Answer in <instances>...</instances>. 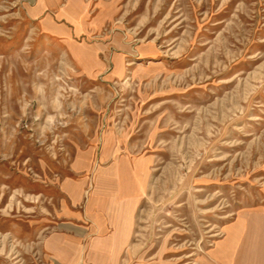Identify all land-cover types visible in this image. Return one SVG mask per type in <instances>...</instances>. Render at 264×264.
<instances>
[{
  "label": "rangeland",
  "instance_id": "1",
  "mask_svg": "<svg viewBox=\"0 0 264 264\" xmlns=\"http://www.w3.org/2000/svg\"><path fill=\"white\" fill-rule=\"evenodd\" d=\"M261 213L264 0H0V264H225Z\"/></svg>",
  "mask_w": 264,
  "mask_h": 264
},
{
  "label": "crops",
  "instance_id": "2",
  "mask_svg": "<svg viewBox=\"0 0 264 264\" xmlns=\"http://www.w3.org/2000/svg\"><path fill=\"white\" fill-rule=\"evenodd\" d=\"M115 200L114 196L106 197L101 204L103 211L96 215L90 214L91 237L96 236L93 238L96 240L90 241L91 245H95L91 248L90 257H108L114 249L119 248L118 244L125 243V239L120 238L123 215L120 214V206ZM92 202L94 204L90 201L94 206L98 201L94 199ZM231 228L229 242L222 247L223 251H228L230 257L224 256L222 261L225 264H235L234 261L239 259L240 264H264V213L251 217L243 216ZM237 248L239 253L236 254Z\"/></svg>",
  "mask_w": 264,
  "mask_h": 264
}]
</instances>
